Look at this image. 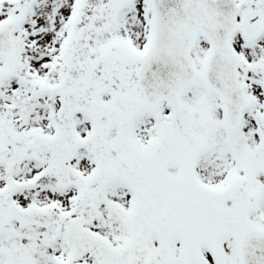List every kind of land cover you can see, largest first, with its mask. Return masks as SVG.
<instances>
[{
  "label": "snow or ice",
  "instance_id": "6c2138e0",
  "mask_svg": "<svg viewBox=\"0 0 264 264\" xmlns=\"http://www.w3.org/2000/svg\"><path fill=\"white\" fill-rule=\"evenodd\" d=\"M0 264H264V0H0Z\"/></svg>",
  "mask_w": 264,
  "mask_h": 264
}]
</instances>
